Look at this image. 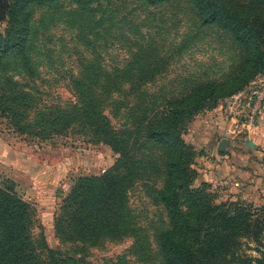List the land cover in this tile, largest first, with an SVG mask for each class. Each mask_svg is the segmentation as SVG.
<instances>
[{"label":"rangeland","instance_id":"obj_1","mask_svg":"<svg viewBox=\"0 0 264 264\" xmlns=\"http://www.w3.org/2000/svg\"><path fill=\"white\" fill-rule=\"evenodd\" d=\"M86 1L83 8L60 1L32 9L30 56L35 75L20 74L10 63L3 78H12L13 91L0 90L1 141L24 152L74 157L50 209L37 205L25 186L0 175L30 206L28 229L40 260L47 261L48 248L58 254L60 264H163L157 243L158 231L169 229L157 199L165 178L163 154L142 138V115L158 120L168 104L186 100L193 88L209 83L215 85L216 98L187 117L183 126L190 185L203 204H238L249 211L254 221L249 233L240 225L235 237L243 256L259 257L264 252V183L238 177L227 148H217L224 125L231 128L225 100L248 79L264 76V69L243 65L244 50L229 33L201 25L187 0L154 6L131 0ZM11 3L0 0V35L6 31ZM84 88L89 89L87 97L82 96ZM22 93L28 102H12V96L22 98ZM91 98L117 133L135 138L131 153L144 167L125 194L128 234L106 237L96 245L66 241L58 235L56 222L72 188L102 175L119 154L77 122L43 126L53 117L73 113L75 106L92 104Z\"/></svg>","mask_w":264,"mask_h":264},{"label":"trees","instance_id":"obj_2","mask_svg":"<svg viewBox=\"0 0 264 264\" xmlns=\"http://www.w3.org/2000/svg\"><path fill=\"white\" fill-rule=\"evenodd\" d=\"M11 1L7 28L0 35V78L4 79L1 82L4 87L0 90L4 89L3 94L12 92L14 87L11 77L6 81L3 78L10 63L16 65L20 74L29 77L35 75L30 56L34 36L32 9L52 6L60 1H68L83 8L88 2ZM131 1L154 6L177 0ZM187 1L196 10L201 25L214 26L230 34L234 43L244 50L243 65H252L258 72L264 69V0ZM251 79L241 81L244 84L231 95L245 88ZM88 90L84 88L83 97L88 96ZM21 95L22 98L12 96V102L17 104L22 100L29 101L27 94ZM215 96L214 84L200 85L191 90L186 100L168 104L158 120L148 119L145 112L142 115L145 118L142 138L158 147L163 154L165 178L162 189L157 191V199L166 212L169 224L168 230L157 233L163 264H264V252H260L257 258L243 256L241 243L235 237L240 225H245V233H249L248 228L254 222L249 211L241 210L238 204L220 207L203 204L197 199V191L190 185L182 139L184 122L187 117L212 104ZM90 100L92 104L87 102L80 107L75 106L73 113L69 111L60 117H53L44 122L43 126L60 127L77 122L92 131L99 141L109 145L113 153L119 154L102 175L81 180L76 188H72L64 200L62 218L56 222L58 235L66 241L96 245L106 237L128 234L129 229L123 222L127 215L125 194L128 186L144 171V167L138 164L131 153L135 138L117 133L100 113L95 100ZM13 187L11 181L1 180L0 264H60L58 254L48 248H45L47 261H41V256L36 254L34 238L28 229L30 206L14 193ZM69 215L71 217L67 220ZM207 220L210 221L209 226H206Z\"/></svg>","mask_w":264,"mask_h":264},{"label":"crops","instance_id":"obj_3","mask_svg":"<svg viewBox=\"0 0 264 264\" xmlns=\"http://www.w3.org/2000/svg\"><path fill=\"white\" fill-rule=\"evenodd\" d=\"M229 126L230 124L228 127L224 125L223 131L229 130ZM222 139L229 140L227 152L231 154V165L238 177L245 181L249 179L253 183L259 178V182L264 183V110L260 113L258 125L250 137L228 138L221 133L219 141ZM73 160V156L71 160L56 159L50 154L16 150L0 140V175L14 181L16 185L25 186L41 208H52L54 194L62 178L68 177ZM244 172H250L251 175L245 177ZM64 182L65 180L61 184Z\"/></svg>","mask_w":264,"mask_h":264},{"label":"built area","instance_id":"obj_4","mask_svg":"<svg viewBox=\"0 0 264 264\" xmlns=\"http://www.w3.org/2000/svg\"><path fill=\"white\" fill-rule=\"evenodd\" d=\"M263 110L264 76H261L225 100V113L231 123V128L225 131V136L228 138L250 137L257 127Z\"/></svg>","mask_w":264,"mask_h":264},{"label":"water","instance_id":"obj_5","mask_svg":"<svg viewBox=\"0 0 264 264\" xmlns=\"http://www.w3.org/2000/svg\"><path fill=\"white\" fill-rule=\"evenodd\" d=\"M229 145V140L228 139H222L220 142H219V145H218V152H223Z\"/></svg>","mask_w":264,"mask_h":264}]
</instances>
